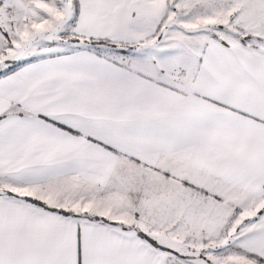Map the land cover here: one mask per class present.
<instances>
[{"label": "snow or ice", "instance_id": "1", "mask_svg": "<svg viewBox=\"0 0 264 264\" xmlns=\"http://www.w3.org/2000/svg\"><path fill=\"white\" fill-rule=\"evenodd\" d=\"M0 264H264V0H0Z\"/></svg>", "mask_w": 264, "mask_h": 264}]
</instances>
